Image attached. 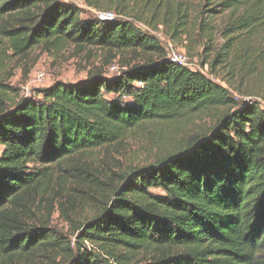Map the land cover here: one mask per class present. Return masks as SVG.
Listing matches in <instances>:
<instances>
[{"label": "trees", "instance_id": "trees-1", "mask_svg": "<svg viewBox=\"0 0 264 264\" xmlns=\"http://www.w3.org/2000/svg\"><path fill=\"white\" fill-rule=\"evenodd\" d=\"M82 1L117 17L85 19L65 0H0L8 51L72 45L147 59L27 98L0 78V264H264V107L169 61L152 34L198 32L203 69L251 78L264 63V0H200L194 20L186 6L175 20L172 0ZM5 50L0 41V70ZM194 117L215 123L157 160L159 141ZM133 136L153 163L107 176L86 161ZM88 202L98 207L80 220Z\"/></svg>", "mask_w": 264, "mask_h": 264}, {"label": "rangeland", "instance_id": "rangeland-1", "mask_svg": "<svg viewBox=\"0 0 264 264\" xmlns=\"http://www.w3.org/2000/svg\"><path fill=\"white\" fill-rule=\"evenodd\" d=\"M65 1L81 9L83 18L94 19L96 17L95 12L97 10L86 6L82 0ZM199 4L200 0H172L171 7L167 11L173 14L176 20L179 16L177 14L178 8L186 6L189 9L188 17L190 16V19L194 20L199 9ZM165 9L166 7L163 9V12ZM113 15L115 18L117 17L115 13ZM192 20L191 24H193ZM152 34L160 40L163 47L165 44L171 43L175 49L185 53L191 60L197 61L201 65V54L204 55L206 52L204 47L206 42L198 38V32H192V39L185 36L179 38V40H173L170 36V30L162 26V29L159 28L156 33ZM0 41L2 42V46L7 48L5 52L8 57V61L0 70V78L17 91V93H11L14 97H16L14 94L23 98L33 97L38 91L48 88L56 82L73 84L86 80L94 73H102L107 77H116L129 68L126 66L127 63L137 65L147 59L142 54H123L113 59L106 51L92 47L78 50L72 45H66L60 50L51 51L46 50L43 46H38L27 57L14 58L13 53L8 51V43L3 41L1 34ZM219 43L223 44L222 41H219ZM191 46H194L195 50L192 47V50L188 52V48ZM212 57L213 54L209 58ZM262 65H259L258 74L251 78L244 77L243 72L240 70L236 72V78L235 75L234 77L226 76L227 71L220 70L219 72L222 76L226 77L225 80L209 74L207 67L204 68V71L208 78L224 87L229 92L231 98L236 100V97H238L237 101L239 102H257L264 107V63ZM113 67H116L117 70L113 71ZM214 123V119L211 118L194 117L190 122H187L176 131L173 130L177 134L173 140L159 141L160 147L157 146V160L160 156L168 153V150L164 149L183 144L184 141L191 140L197 134L207 133ZM163 135L164 133L162 136L159 135V140ZM2 150L3 147L0 145V155ZM85 159L91 166L101 170L103 174L111 176L112 172L118 174L130 168L153 163L155 161V154L150 150L149 143L144 137L133 136L128 143L117 145L108 152L103 149L90 151L85 156ZM82 190H85V188H82ZM79 197L78 195L77 198ZM96 205L98 207V202H88L87 206H80L77 210V215L81 213L80 220H86L90 217L94 213ZM54 222L60 226L65 225L58 220V215L54 216Z\"/></svg>", "mask_w": 264, "mask_h": 264}, {"label": "built area", "instance_id": "built-area-1", "mask_svg": "<svg viewBox=\"0 0 264 264\" xmlns=\"http://www.w3.org/2000/svg\"><path fill=\"white\" fill-rule=\"evenodd\" d=\"M95 15L100 19V20H113L115 16L113 13L110 12H95ZM164 50L166 53V58L173 62L176 63L182 67L190 68L194 71H199L206 75L204 69L201 67V65L197 61L191 60L185 53H182L181 51L175 49L171 43H167L164 46ZM113 71H116L117 68L113 67ZM140 86L143 85V83H139ZM236 100H238V97H236Z\"/></svg>", "mask_w": 264, "mask_h": 264}]
</instances>
